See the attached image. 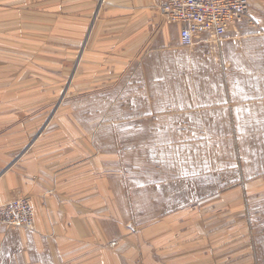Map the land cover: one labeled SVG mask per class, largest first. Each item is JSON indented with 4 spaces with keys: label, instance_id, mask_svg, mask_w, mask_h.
Returning a JSON list of instances; mask_svg holds the SVG:
<instances>
[{
    "label": "crops",
    "instance_id": "crops-1",
    "mask_svg": "<svg viewBox=\"0 0 264 264\" xmlns=\"http://www.w3.org/2000/svg\"><path fill=\"white\" fill-rule=\"evenodd\" d=\"M29 2L0 0V31L17 6L19 29L81 33L83 93L116 96L3 130L0 208L34 219L0 224V264H264V0L191 49L152 0Z\"/></svg>",
    "mask_w": 264,
    "mask_h": 264
},
{
    "label": "rangeland",
    "instance_id": "rangeland-1",
    "mask_svg": "<svg viewBox=\"0 0 264 264\" xmlns=\"http://www.w3.org/2000/svg\"><path fill=\"white\" fill-rule=\"evenodd\" d=\"M30 5L28 0L27 12L35 11ZM16 7H11V30L9 33L0 31V137L11 130L12 138L16 139L21 131L34 130L29 123L36 119L98 117L95 107H99V102H103L104 107L116 95L114 92L102 96L83 93L81 33L64 29L35 31L29 14L27 29H19L18 20L13 23L18 18ZM2 21L0 15V30ZM129 96L128 91L127 96L121 97H126L129 103ZM114 115L112 112L110 117ZM126 145L130 143L123 142L122 146ZM123 161L130 165L129 159Z\"/></svg>",
    "mask_w": 264,
    "mask_h": 264
},
{
    "label": "built area",
    "instance_id": "built-area-1",
    "mask_svg": "<svg viewBox=\"0 0 264 264\" xmlns=\"http://www.w3.org/2000/svg\"><path fill=\"white\" fill-rule=\"evenodd\" d=\"M166 25L180 27L178 40L191 49L196 42H221L228 30L248 18V0H152ZM34 208L26 198H16L0 208V224L8 229H31Z\"/></svg>",
    "mask_w": 264,
    "mask_h": 264
}]
</instances>
